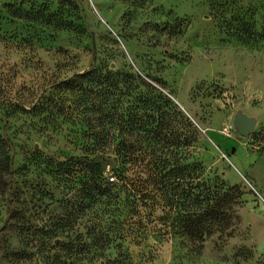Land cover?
I'll return each instance as SVG.
<instances>
[{
    "label": "rangeland",
    "instance_id": "1",
    "mask_svg": "<svg viewBox=\"0 0 264 264\" xmlns=\"http://www.w3.org/2000/svg\"><path fill=\"white\" fill-rule=\"evenodd\" d=\"M92 63L139 74L159 103L173 104L156 113L172 144L167 156L201 163L216 203L202 238L127 241L132 261L264 264V0H0V127L14 142L11 189L0 193V264H30L27 235L61 219L76 218L71 238L85 234L90 212L77 210L92 183L82 185L78 162L85 128L59 106L71 97L48 87ZM43 95L51 108L34 114L29 106ZM239 111L255 121L245 136L233 123ZM124 141L135 146L139 135ZM65 161L74 167L62 174ZM186 175L176 186L183 214Z\"/></svg>",
    "mask_w": 264,
    "mask_h": 264
},
{
    "label": "trees",
    "instance_id": "2",
    "mask_svg": "<svg viewBox=\"0 0 264 264\" xmlns=\"http://www.w3.org/2000/svg\"><path fill=\"white\" fill-rule=\"evenodd\" d=\"M48 88L49 95L61 91L71 97L59 106L74 114L85 128L78 162L82 165V181L86 178L82 185L90 179L92 183L80 198L81 206L77 210L81 214L89 211L90 223L88 227L83 225L85 234L76 233L74 238L69 236L76 220L73 217L35 229L27 235V244L34 247L30 264H76L77 261L135 264L125 248L127 241L136 243L148 235L163 237L173 233L191 242L212 228L214 223H207V217L215 215L216 203L208 178L201 163L174 165L167 156L172 144L156 125V113L173 104L167 100L159 103L155 87L135 72L111 70L92 63ZM51 101L39 96L29 110L43 114L51 108ZM114 127L119 137L115 147L111 145ZM130 131L139 135V144L127 147L124 136ZM196 133L193 128L192 137ZM13 148L12 138L0 127L1 194L11 189ZM138 149L142 150V156L135 155ZM59 167L66 174L74 166L65 161ZM183 169L187 170L189 187L188 211L184 214L177 210L176 191V186L182 184ZM12 203L13 198L7 194L8 218L15 216ZM62 232L67 234V240L59 241Z\"/></svg>",
    "mask_w": 264,
    "mask_h": 264
},
{
    "label": "water",
    "instance_id": "3",
    "mask_svg": "<svg viewBox=\"0 0 264 264\" xmlns=\"http://www.w3.org/2000/svg\"><path fill=\"white\" fill-rule=\"evenodd\" d=\"M234 127L240 135H247L254 129L255 121L243 112H236L233 116Z\"/></svg>",
    "mask_w": 264,
    "mask_h": 264
}]
</instances>
